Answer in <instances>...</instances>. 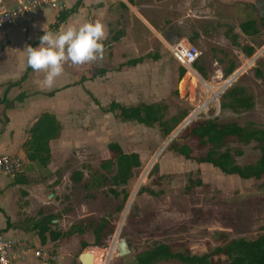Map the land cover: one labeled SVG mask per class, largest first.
I'll return each mask as SVG.
<instances>
[{"label":"rangeland","instance_id":"rangeland-1","mask_svg":"<svg viewBox=\"0 0 264 264\" xmlns=\"http://www.w3.org/2000/svg\"><path fill=\"white\" fill-rule=\"evenodd\" d=\"M71 2L66 0V4ZM145 4L144 13L154 31L132 27L127 33L124 27V34L135 45L120 57L117 51V59H112L114 46L111 44L116 27L110 24L108 28L101 66L113 74L103 80L105 83L99 92L101 103L85 101L77 88L70 95L59 96L73 102L72 106L66 104L58 109L64 116H73L76 123L72 136H68L71 145L66 162L71 170L58 174V184L50 189L52 199L47 209L56 217L57 232L66 231L78 221L88 225L73 245L75 250L69 249L71 242L66 239L59 242L57 247L64 248L71 257L66 264H76L77 255L84 251L91 253L93 264H134L137 254L155 244L200 256L222 245L223 240L216 233L225 234L226 240H253L264 234V185L260 180H241L223 175L208 164H198L195 159L203 156L205 150L196 149L190 141L187 142L191 148L189 160L166 148L184 128L200 119L264 129V27L259 26L255 37L244 36L238 28L243 21H257L264 15V0H146ZM58 13L53 17L48 15L40 29L44 26L50 30ZM4 40L7 38L1 37L3 53L8 45ZM180 40L196 49L198 56L193 65L202 72L200 76L191 65L197 78L185 80L182 90L177 87L187 74L186 68L176 64L169 52L170 45ZM243 47H252L250 57H246ZM133 59L140 62L133 66L126 63ZM3 63L5 60H0V67ZM17 64L20 68V63ZM179 67L184 70L181 78ZM229 67L234 68L231 75H236L224 85L231 75L223 79L222 72ZM256 69L260 77L254 73ZM71 76L76 85L84 77L80 71ZM71 82L58 78L53 87H41L64 92L73 86ZM231 87L243 89L251 99V109L219 108L221 95ZM87 99L92 97L89 95ZM112 102L123 106L162 103L166 106L165 119L183 112L188 114L163 138L157 125L147 128L120 121L115 111L108 112ZM185 119L189 121L175 132ZM109 143H116L124 154L135 153L139 158L140 166L133 170L125 186L110 185L113 165L105 169L99 166L110 159L106 149ZM227 147L239 166L253 164L258 158L254 143L231 142ZM76 170H83V175L79 182L73 183L69 176ZM103 176L106 180L100 179ZM96 177L100 179V187L89 186ZM8 180L9 176L0 173V182ZM195 181L200 184L191 185ZM140 189H148L153 195L139 192ZM0 201L11 206L6 192L0 195ZM80 206L82 212L88 213L83 219H78ZM101 219L107 223L97 238L98 246H93L91 230ZM121 239L126 242L128 253L118 257L116 244ZM81 243L88 245L82 248ZM213 262L226 264L223 256L213 257ZM156 264L180 263L170 260Z\"/></svg>","mask_w":264,"mask_h":264},{"label":"crops","instance_id":"crops-1","mask_svg":"<svg viewBox=\"0 0 264 264\" xmlns=\"http://www.w3.org/2000/svg\"><path fill=\"white\" fill-rule=\"evenodd\" d=\"M75 2L76 0H72L70 4H66V0H63L64 10L72 8ZM145 3L146 0H80L77 10L63 23L58 24L59 27H57L58 25L52 26L50 30L55 32L70 26L79 27L86 22L99 20L106 25L108 36V28L111 24L116 27V31L111 37V44L114 46L112 59H117V51L120 53V57L126 50L133 49L135 45L133 39L128 34H124L122 30L124 27L127 29V33L128 29L132 27L154 31L144 13ZM48 15L53 17L56 12L39 11L29 17L23 27L0 29V40L1 37H5L7 40H4V43L8 44L4 53L0 51V60H5V64L3 63L0 67V155L15 157L21 162L20 171L14 174L1 173L9 176L10 180L0 182V195L2 196L6 192L11 198V206H5L0 201V229L7 237L13 238L16 242L13 249L15 259L12 264H66V262H70L71 257L66 250L57 246L60 241L63 243L66 239L71 242L72 248L69 249L75 250L73 245L77 243L80 235L85 233L88 225L85 226L82 221L80 224H78L80 221L72 223L66 231L59 233H69L72 226L77 227L80 231L54 241L50 240L49 235L45 233L43 234V243L40 242L37 234V224L40 221H43L42 224H44L45 219L48 218L52 220L46 226L50 231L57 232L54 226L57 222L56 217L47 209L52 199L50 189L53 185L58 184L59 173L71 170L67 168L66 160L68 148L71 145L69 137L72 136L76 122L73 120V116H64L58 108L64 107L66 104L72 106L73 102L68 99H60L59 96L64 97L67 93L70 95L77 88L85 101L101 103L99 92L103 89L105 83L103 80L106 76L113 74L101 66L102 61L81 66H74L69 62L65 64L64 73L59 78L72 81L73 86H69L64 92L42 88L43 73L34 72L28 67L27 57L22 50L27 44L32 47L39 46V38L44 35L40 28L47 22ZM180 41L187 43L185 40ZM135 60L137 59L131 61ZM12 61H18L17 63H20L21 67L23 66L21 69L23 73L20 74L21 67L19 68V65ZM131 61L126 63L132 66L138 64H131ZM122 62L124 61H120V63ZM76 71H80L84 76L78 85L74 83L71 76ZM22 77L24 78L21 80ZM89 95L92 100L87 99ZM42 114L53 116L60 128L58 136L47 143L48 160L44 165L39 164L37 159L29 158L32 152L28 147L30 129ZM71 173L69 177H71ZM79 209L78 219L88 216L86 211L82 212L81 206ZM34 252H39L41 256L35 257ZM79 255L76 258V264H80Z\"/></svg>","mask_w":264,"mask_h":264},{"label":"trees","instance_id":"trees-1","mask_svg":"<svg viewBox=\"0 0 264 264\" xmlns=\"http://www.w3.org/2000/svg\"><path fill=\"white\" fill-rule=\"evenodd\" d=\"M80 0H76L75 4L69 10L58 13L56 27L63 23L71 14L79 7ZM259 26L264 27V15L256 20L248 19L238 25L239 31L247 37H255L259 33ZM246 57H250L253 53L252 47H243ZM131 64L140 62V59L131 61ZM187 68V74L180 83V90L183 88V82L187 79L193 81L197 76L192 69ZM192 68L202 75L201 69L192 65ZM234 68L229 67L222 72L223 79L231 75ZM256 76L260 77L261 73L258 69L254 70ZM184 70L178 68V77L181 78ZM24 77L21 78V80ZM264 80V77H262ZM219 108L228 109L230 111L251 109V99L245 96L243 89L231 87L226 90L220 98ZM116 113L117 118L122 122H133L147 128L155 125L159 127L161 136L166 138L174 128L187 116L188 113L183 112L178 116L165 119L166 106L162 103L158 104H137L135 106H123L117 103H110L108 112ZM60 131L59 125L55 122L53 116L42 114L30 129V139L28 147L32 154L29 156L31 160L37 159L39 164L44 165L48 160L47 143L49 140L58 136ZM188 141L196 145V149H204L203 156H198L195 162L198 164H208L217 169L221 174L226 176H235L241 180H260L264 185V129L254 128L252 126L239 127L233 123H219L213 119H200L193 122L190 126L184 128L180 134L167 145V150L185 160L191 158V148ZM231 142H239L243 145L254 143L258 151V158L253 164L239 166L235 164L228 144ZM110 153V159L100 163V168H107L113 165L114 172L109 178L110 185L113 187L125 186L127 181L132 177V172L140 166L137 154H124L116 143H109L106 147ZM154 171L156 167L154 166ZM82 178L81 172L71 173L70 180L73 183L79 182ZM101 180H106L100 177ZM100 179L92 178L89 186L100 187ZM199 181H195L193 186L199 185ZM190 185V186H191ZM139 192L152 194L148 189H140ZM123 196V200L125 199ZM52 219H45V223L40 221L37 224V234L40 242H44L43 234L47 233L49 239L54 241L60 237L80 231L77 227L72 226L69 233L61 234L52 232L46 226L50 224ZM107 223L106 219H101L100 223L92 228L93 246H98L97 238ZM108 233V232H107ZM221 238L222 245L212 249L210 253L200 256L190 255L189 253H179L172 251L164 244H155L150 249L137 254L134 258V264H156L158 262H166L170 260L177 261L180 264H214L213 257L223 256L226 264H264V234L253 240H245L242 238L226 240V235L216 233ZM225 239V240H224ZM81 247H87L86 243H81ZM96 258L97 255H94Z\"/></svg>","mask_w":264,"mask_h":264},{"label":"clouds","instance_id":"clouds-1","mask_svg":"<svg viewBox=\"0 0 264 264\" xmlns=\"http://www.w3.org/2000/svg\"><path fill=\"white\" fill-rule=\"evenodd\" d=\"M44 35L39 46L26 45L27 65L34 72L43 73L42 85L51 88L64 73L69 62L74 66L102 61L107 37L106 25L99 20L86 22L79 27L70 26L59 31L42 28Z\"/></svg>","mask_w":264,"mask_h":264},{"label":"built area","instance_id":"built-area-1","mask_svg":"<svg viewBox=\"0 0 264 264\" xmlns=\"http://www.w3.org/2000/svg\"><path fill=\"white\" fill-rule=\"evenodd\" d=\"M64 10L63 0H0V29H17L23 27L28 18L39 11L61 12ZM173 61L181 67L190 68L197 60L196 49L181 41L174 42L169 47ZM21 169V162L15 157L0 155V173L14 174ZM16 242L7 237L0 229V264H12L13 249ZM40 257L39 252H34Z\"/></svg>","mask_w":264,"mask_h":264},{"label":"water","instance_id":"water-1","mask_svg":"<svg viewBox=\"0 0 264 264\" xmlns=\"http://www.w3.org/2000/svg\"><path fill=\"white\" fill-rule=\"evenodd\" d=\"M235 75H236V73L231 75L227 79V81L224 83V85L229 84L230 81H232V79L235 77ZM177 89H179V85H178ZM188 121H189V119H185L183 121V123L175 130V132L180 130ZM172 136H173V133L170 135V137L168 138V141L165 143V145L171 140ZM127 253H128V248H127L126 242L123 239L119 240V242L116 244V256L121 257V256L126 255ZM78 261L80 264H92V257L90 255L89 251H84L83 253H81L78 257Z\"/></svg>","mask_w":264,"mask_h":264},{"label":"bare ground","instance_id":"bare-ground-1","mask_svg":"<svg viewBox=\"0 0 264 264\" xmlns=\"http://www.w3.org/2000/svg\"><path fill=\"white\" fill-rule=\"evenodd\" d=\"M179 90H180V84H179ZM90 253V252H89ZM90 255H91V253H90ZM91 257H92V255H91ZM92 264H93V257H92Z\"/></svg>","mask_w":264,"mask_h":264},{"label":"flooded vegetation","instance_id":"flooded-vegetation-1","mask_svg":"<svg viewBox=\"0 0 264 264\" xmlns=\"http://www.w3.org/2000/svg\"><path fill=\"white\" fill-rule=\"evenodd\" d=\"M103 169H105V168H103ZM104 177V176H103ZM113 187V186H112Z\"/></svg>","mask_w":264,"mask_h":264}]
</instances>
